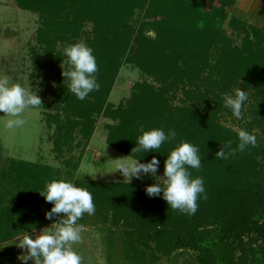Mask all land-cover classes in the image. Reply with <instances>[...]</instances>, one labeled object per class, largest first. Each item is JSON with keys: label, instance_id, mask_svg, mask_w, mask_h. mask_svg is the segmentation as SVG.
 I'll list each match as a JSON object with an SVG mask.
<instances>
[{"label": "trees", "instance_id": "16d2710c", "mask_svg": "<svg viewBox=\"0 0 264 264\" xmlns=\"http://www.w3.org/2000/svg\"><path fill=\"white\" fill-rule=\"evenodd\" d=\"M14 2L37 15L31 75L60 167L9 160L0 243L73 212L106 232L109 264H166L181 249L194 264H264V23L233 15L234 0ZM127 63L144 78L111 103ZM100 119L108 146L169 181L77 178ZM60 247L39 243L35 264Z\"/></svg>", "mask_w": 264, "mask_h": 264}, {"label": "rangeland", "instance_id": "374dc122", "mask_svg": "<svg viewBox=\"0 0 264 264\" xmlns=\"http://www.w3.org/2000/svg\"><path fill=\"white\" fill-rule=\"evenodd\" d=\"M37 26L36 14L17 8L14 0H0V174L11 159L60 167L51 151L52 130L44 122L45 113L53 109L42 95L43 83L31 75L34 68L30 48L35 44ZM143 78L136 67L125 64L108 101L117 104L129 97L132 82ZM227 124H231L230 121ZM102 125L100 119L75 173L77 178L132 182L139 173L149 172L159 182L169 181L158 171L140 166L136 160L108 146ZM71 152L76 154L77 150ZM79 220L71 212L40 230L1 242L0 255L15 254L14 264H35L34 252L39 243L45 246L51 239L53 246H61L57 253L52 251L56 255L52 264L112 263L108 257L106 232L101 225L82 224ZM160 261L194 264L187 249L179 250L174 260L162 257Z\"/></svg>", "mask_w": 264, "mask_h": 264}, {"label": "crops", "instance_id": "0c3cea01", "mask_svg": "<svg viewBox=\"0 0 264 264\" xmlns=\"http://www.w3.org/2000/svg\"><path fill=\"white\" fill-rule=\"evenodd\" d=\"M231 10L233 15L248 24L264 23V0H234Z\"/></svg>", "mask_w": 264, "mask_h": 264}]
</instances>
